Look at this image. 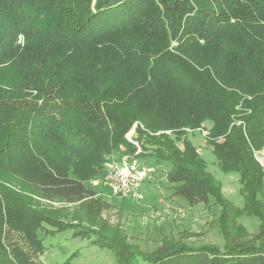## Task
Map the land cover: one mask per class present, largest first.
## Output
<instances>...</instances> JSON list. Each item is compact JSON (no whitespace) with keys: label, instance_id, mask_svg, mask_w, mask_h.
Returning a JSON list of instances; mask_svg holds the SVG:
<instances>
[{"label":"trees","instance_id":"1","mask_svg":"<svg viewBox=\"0 0 264 264\" xmlns=\"http://www.w3.org/2000/svg\"><path fill=\"white\" fill-rule=\"evenodd\" d=\"M167 5L0 0V264H47L40 232L60 228L31 200L98 216L88 180L113 151L135 155L125 137L135 123L134 158L169 162L174 193L192 205L214 199L226 244L179 239L145 251L117 230L90 243L117 264H264V171L252 151L264 145V0ZM188 128L207 129L219 166L239 175L242 207L223 195ZM245 215L260 220L256 233Z\"/></svg>","mask_w":264,"mask_h":264},{"label":"rangeland","instance_id":"2","mask_svg":"<svg viewBox=\"0 0 264 264\" xmlns=\"http://www.w3.org/2000/svg\"><path fill=\"white\" fill-rule=\"evenodd\" d=\"M164 1L168 2L167 6L170 7L176 0ZM208 2L211 3L213 0H208ZM161 9L160 15H170L164 7ZM169 132L171 130L166 131V133ZM202 134L200 130L196 132L192 130L188 136L198 146L209 171L221 182L223 195L235 205L242 207L244 196L240 193L242 185L239 175L232 171L222 170L215 153L208 146L207 139ZM134 136L136 138L137 135ZM122 150L113 151L107 157L104 166L125 153L135 156L130 149L128 151L125 149L123 153ZM252 151L254 157H259L261 162H264V145L254 146ZM257 152H260L258 156H256ZM137 159L145 164L149 159L148 166L150 170L153 169V173L142 181L137 191L115 192L106 182L104 167L88 180L87 185L96 192L94 199L101 202V210L93 220L87 218L86 207L79 203L65 205L61 202L50 204L41 200H31L35 207L54 219V223L57 224L53 229L57 228V225L60 228L53 236L46 235L44 231L40 232V236H46L44 242L47 245L45 252L40 256L42 261L47 264H56L71 258L72 264H117L116 257L111 250L90 243L99 232L112 236V232L116 230L125 235L127 242L145 251H153L162 243H171L179 239L183 240L184 244L212 243L224 247L226 238L218 223L221 210L215 200L211 199L209 204L198 202L192 205L187 197L174 193L173 184L168 181L171 169L169 162L151 157V155L147 159L141 156ZM4 184L9 188L19 189L16 182L10 181ZM21 195L30 196L22 190ZM95 205L97 206L98 202ZM74 220L78 224H70ZM239 222L252 233H256L260 225L258 218L247 215L241 217ZM79 231L83 237L76 234Z\"/></svg>","mask_w":264,"mask_h":264},{"label":"built area","instance_id":"3","mask_svg":"<svg viewBox=\"0 0 264 264\" xmlns=\"http://www.w3.org/2000/svg\"><path fill=\"white\" fill-rule=\"evenodd\" d=\"M235 123L239 125L243 122L241 120H235ZM140 125L143 126L141 123ZM137 127L138 123H135L134 127L125 135L127 140L132 142L137 147L135 155H139V152L142 151L140 143L135 140L134 136L136 135ZM187 130L191 132L189 128ZM198 130H200L204 136L208 134V130L204 128H199ZM259 153L260 152H257L256 156H258ZM257 160L260 165H262L264 171V162H261L259 157H257ZM104 170L106 182L112 186V188L117 193H126L127 191L139 190L140 186L142 185V181H144L149 175L147 163H140L138 159L127 153L123 154L117 159H113L110 161V163H107Z\"/></svg>","mask_w":264,"mask_h":264},{"label":"crops","instance_id":"4","mask_svg":"<svg viewBox=\"0 0 264 264\" xmlns=\"http://www.w3.org/2000/svg\"><path fill=\"white\" fill-rule=\"evenodd\" d=\"M146 159H147V158H146ZM145 161H146V160H145ZM148 161H149V159H148ZM148 161H146L147 165H148V163H149ZM148 167H149L148 169H149V176H150L151 173H153V169L150 170V166H148Z\"/></svg>","mask_w":264,"mask_h":264}]
</instances>
